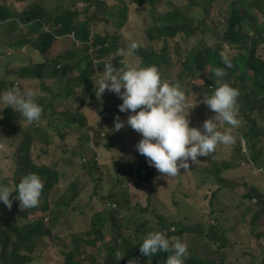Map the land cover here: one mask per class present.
<instances>
[{
	"label": "trees",
	"instance_id": "1",
	"mask_svg": "<svg viewBox=\"0 0 264 264\" xmlns=\"http://www.w3.org/2000/svg\"><path fill=\"white\" fill-rule=\"evenodd\" d=\"M198 1L201 7L199 6L196 11V20L183 18L178 23L164 26L153 24L146 28L142 26L143 21L147 18L145 15L148 16L152 9L151 14L156 17L154 10L160 0H81L82 7H87L84 9L85 18L77 27L74 24L75 17L71 12L79 8L76 5L78 3L76 0H36L29 3L27 9L20 15L15 14V5H25L27 0H0V77H2L0 92L20 83L22 89L28 88V81L33 74H37L36 71H31L30 66L22 67L18 74L11 75L9 73L7 68L15 64L13 58L8 56V48L12 45L30 46V51L36 54L39 59H47L45 55L51 51L56 41L65 35L76 32L77 38L84 42L76 54H62L50 60L56 68L55 72L53 70L54 75L59 76V78L57 77L59 94L57 96L51 94L50 101H38L43 108L39 124H37L38 122H28L12 108L3 107L1 108L4 109L3 111L0 109V144H8L11 147L10 150H13L12 155L4 157L12 161L14 165L13 187L29 173L38 174L44 181V189L37 207L22 209L20 202H16L9 208L0 203V207L10 209L0 214V264H33L43 259L44 255L49 258L47 264H92L88 259L92 253L79 246L84 242V239L78 238L76 233L74 236H67L66 234L75 232V229L69 225V230L61 219L68 214L71 206L83 193V189L78 184L83 178L95 176V172H97L95 167L98 166L100 159L94 149L90 148L92 153L86 154L83 153L86 145H77L79 139L84 143L89 137L87 129H82L85 126V118L79 113L72 115L68 110L69 106L65 107L59 102L82 95V97H87L88 93L93 99L96 87L94 80H98L102 75L104 63L111 62L113 58L123 61L127 57L121 52L122 49H127L124 40L133 38L140 31L144 32L146 36L142 41H139L140 48L132 54L133 57L136 56L141 61L137 66L156 65L164 79L179 82L188 95L192 85H199L202 88L201 97L203 100L210 96L217 87L216 80L218 78L215 76L214 69L225 68L223 58H229L232 66L226 68L227 74L223 79L224 82L240 90L238 98L240 124L249 127L248 137L251 141L255 139L264 141V126L260 124L261 121H264V23L257 26L255 22L253 29H250L248 34L243 32V24L249 20H256V9L260 8L259 1L264 0ZM101 5L107 9L103 18L110 24L117 17L113 15L114 11H118L119 18L116 19L117 31L115 33L112 31L103 32L100 30L101 28H94L97 23L100 25L101 22L96 15L97 11L99 12L98 6ZM160 6L163 5L160 4ZM105 8L100 11H104ZM164 15L166 16V14ZM151 21L153 22L154 19L152 18ZM10 27H14L18 33L15 42H12L10 37L17 34L11 32ZM24 29H27V35L23 38L19 34H22ZM122 33L125 36H121ZM199 37L202 40H199ZM69 41L72 42V39ZM177 43L180 44L181 49ZM66 47H69L68 43ZM3 56L7 60L1 58ZM111 63L115 67H120L117 62ZM180 66L183 71L176 77L173 75L174 71H170V69ZM207 70L208 75L205 74ZM104 107L102 101H98V107L94 106L97 110ZM206 109L213 112L207 105ZM106 111H109L108 106L101 111L105 120L98 121L94 125L111 121V117L104 116ZM258 115H260L259 119L256 118ZM252 116L255 117L251 118ZM72 126L76 127L80 133V137L77 139L73 134ZM89 126L93 127L92 124ZM6 138H9L10 141H6ZM17 139L18 141L15 142ZM56 145L63 151L61 159L75 166L78 171L77 178L62 194L58 191V187L64 180L61 168L48 161L39 160V162L38 157L34 154L35 149L39 146L45 148L50 156ZM113 146L112 138L107 142V147ZM249 152L255 161L259 155H264V150L257 153ZM133 165L138 167L135 170L136 174L139 173L140 182L138 185L142 186L144 182L152 179L153 173L143 170V162H134ZM228 166L226 161L220 164L216 163L214 165L215 172H220L218 174L220 175L223 169H227ZM150 167L154 172V167ZM104 179L103 176L101 180ZM110 179L115 183V190L106 192V196L102 197V199L109 200L108 206L112 207L114 201L120 202V200H123V203H129L138 215L142 226L165 232L169 238L179 237L184 240L185 235L191 233V229L185 221H181L182 219H177V221L167 219L170 213H166L165 207L160 201L155 202L156 197L153 191L150 192L146 200H143V203L138 196H136L135 202L133 198H131L132 202L129 199L127 201L121 193H118L121 188L117 181L113 176ZM105 181L99 184L95 197L105 189ZM1 182L7 185L9 181ZM225 182L232 185L233 190L239 188V196L243 199L260 198L258 208L264 214V195L257 187L252 185L250 188H243L240 183L230 179ZM218 188L220 187L218 186ZM15 195V192L12 193V196ZM138 210L140 211L138 212ZM14 213H16L15 216ZM206 213L209 217L218 219V225L208 224L213 226L210 233L215 235L209 236L200 226L193 227L199 233L204 232V239L207 237L212 241L207 243L208 251L203 254H200L202 252L200 245L191 248L188 245L186 264H225L216 261L214 256L223 249L221 242L216 241V236L219 234V230L225 234L223 232L225 228L215 210L211 209ZM112 215V211L106 212L104 209H98L92 219L89 231V234L92 233L95 237L87 242L89 245H97L99 241L105 240L103 231L107 224H112ZM125 215L126 218H130L128 214ZM99 218L102 222L100 223L101 229L98 230L97 220ZM79 219L82 220V216ZM165 220L169 221L168 225L165 224ZM241 222L243 221L241 220ZM124 232L126 233V230ZM263 234L264 230L258 231L257 238L264 237ZM42 236L44 240L40 238ZM134 236V233L125 236L127 243L122 246L124 250L146 261L145 264L147 262L164 264L169 253L161 252L151 258L145 257L141 254L139 247L145 236L144 233L142 232V237L136 244L133 243ZM251 238L254 240L253 237ZM223 245H226V242ZM119 264H125V261L121 259Z\"/></svg>",
	"mask_w": 264,
	"mask_h": 264
},
{
	"label": "rangeland",
	"instance_id": "2",
	"mask_svg": "<svg viewBox=\"0 0 264 264\" xmlns=\"http://www.w3.org/2000/svg\"><path fill=\"white\" fill-rule=\"evenodd\" d=\"M36 0H27V4H16L15 8V14L20 15L22 12H24L27 9V5L31 2H35ZM160 0L158 4L155 6L154 13L157 15L154 17L152 13V9H150L148 16L145 15L147 18L143 21L142 26H145L146 28H149L153 24L155 25H170L173 23L180 22L183 18L196 20L197 13L199 6L201 7V4L198 0ZM111 3V2H110ZM260 8L256 9V22L257 26L261 24V19L264 18V1H259ZM160 4L163 6L161 7ZM87 6L84 7V9ZM105 6L101 5L98 6V10L96 15L98 17V20H104L103 15L107 12V9L105 8V11H100L104 9ZM64 8L62 9V11ZM14 11V9H13ZM166 11V12H165ZM166 14V16L164 15ZM114 16H117L113 20V24L106 25V23H103L101 26L97 23L94 28H101L102 30H108L112 32H116V19L119 18V13L117 10L113 13ZM150 16V17H149ZM154 19L152 22L151 19ZM206 28V27H205ZM100 29V30H101ZM101 30V31H102ZM144 30V27H143ZM11 32H15L17 35L11 36L10 39L13 42L17 37L18 33L15 30L14 27H10ZM23 35H27V29H24L22 32ZM138 35H134L133 38L129 40H124L125 46L127 47L131 42L133 41H142L145 38V33L140 31L137 33ZM244 34H248V31H244ZM121 36H125L124 33L121 34ZM199 40H202L201 37H199ZM68 43L67 39L60 38V40H57L56 43L53 45L51 51L45 55L47 59H37V62L40 65H45L43 61L46 62L47 65H45V69L42 73L43 79H48L51 71L54 70L55 66L52 64L51 61L54 58L64 54V55H72L73 53L76 54L77 49H74V47L69 46L66 47V44ZM177 45L180 44L177 43ZM182 45V44H181ZM202 43L200 44L201 47ZM10 47L8 48L9 51ZM181 49V47H180ZM114 61V60H112ZM124 62L127 63H133V64H140L141 61L136 56L133 57V55L127 56L124 59ZM1 65V63H0ZM39 65V66H40ZM118 66H121V63L117 64ZM59 67V66H58ZM57 69L59 70V68ZM8 71L13 75L16 70H14L13 67H8ZM170 71H174L173 75L176 77L181 75L183 68L180 67H171ZM17 74V72L15 73ZM205 74L208 75V70L205 71ZM252 75V73H250ZM59 78V76H57ZM2 80V77H0V81ZM56 79H54L55 81ZM171 81L170 79H168ZM53 81V82H54ZM190 81V79H189ZM173 82V81H172ZM33 88L37 90V88L40 86V80L37 79L33 83ZM59 94V87L55 86L53 89L52 96H57ZM193 98H190V101L192 102L190 104V107L188 111H191L189 114V119L191 120L192 127H200L203 125L204 121L207 119L212 118L215 113L209 111L206 109V104L201 102L203 97L202 95V88L199 85H192L190 87V93ZM90 95L89 93L87 94ZM83 96V95H82ZM81 97H76L71 100L64 99L59 102V104H63L65 107H68V110L72 115H76L79 113L81 116L85 118V126L82 127V129H87V131H90L91 129H94L92 131L93 135L95 136V140L98 142L99 145L102 146V156H100V160L98 161V166L95 168L97 169V172H95V176L92 175L90 177H87L86 179L83 178L82 181L78 184L79 187L83 189V193L80 196V198H77L76 202L71 206L70 211L66 216L62 218V222L65 224H71L74 220H78L82 216V220L79 219L80 227L83 230L90 229L91 228V222L96 213L98 212V209H104L107 211H112L113 215L111 216L113 222L112 224H107L106 228L104 229L105 233V240L99 241L97 245L92 244L88 247V249L91 251L92 254L89 255L88 259L92 262V264H109L113 261L114 262V249L120 248L122 253H125L124 257L126 256V251L122 247L123 244H126L127 241L125 239L126 235H130L134 233L133 243L136 244L139 242V240L142 237V232L144 235H146L152 230L151 228H147L145 226H142L138 215L136 214L133 207L129 205V203H123V200H120V202H117L119 205V209H114L110 206H108L109 200L102 199L103 196H106V192L110 191L111 189L115 188V183L113 180L110 179V177L113 176L114 180L117 181V184L120 185L121 188V194L123 198H126L127 201H131V198H133L134 202L136 201V196L139 197V200L141 203H143V200H146L147 196H149L150 192L153 191L156 197V201L163 202V205L165 207L166 213H170L169 217L167 219H183L181 221L184 222V216H187V219L185 220V223L189 226L191 229V233H187L185 235L184 242L187 244L190 243L191 246L195 247L197 245H200V248L202 249V252L200 254H203L208 251V238L206 237L204 239V236L199 234L197 231L193 229L195 226L202 227L205 232L208 231L209 236H214L210 233V226L208 224H211L213 226L218 225V219L211 218L209 215H207L206 211L209 210H218L220 208H225L226 213L221 214V219L225 220L226 226H236L238 220H244L245 225L241 228L238 226V233L231 231L230 235L228 233L223 234L219 230V234L216 236L217 240L221 242V244H225L223 238L227 242L229 240V237L231 236L234 241L238 239V242L240 241H246V247L250 248L253 252H258L259 248L255 245H253V240L251 237L247 234L256 231V229L252 226L253 223H255L257 220V217L251 216L248 214V210L246 208H239L236 205L237 198V192L235 191H227V188H218L220 186L221 182L218 181L216 178H212V181H205V182H199L197 176H193L190 172V168L188 170L181 169V176H175V177H167L165 176V179L162 184L166 183V185L161 186V190L159 189L160 186L155 185V187H147L148 182H144L143 185H138L139 177L135 173L136 165H133L134 168H132V164L137 160H142L146 158L145 156L141 155L137 149H136V141H139L142 139V135L138 133L136 136L132 138V134H128V137L126 135V131H122L120 134H115L111 129L114 127V118L117 117L119 110V105L123 101H119L120 97L110 91H105V93L102 95L101 98H97L96 92L93 95V101L94 106L98 107V101H102L105 103L104 108H98L95 109L94 106L90 105L91 96H87L83 98V102L80 100ZM51 98L46 97L45 99L41 101H50ZM107 102H110L112 105L110 111H106L104 116L111 117L112 123L108 124L107 126H101L98 127H92L89 126L90 124L94 125L98 121L105 120L103 115H101V111L106 109ZM68 103V104H66ZM75 103V104H74ZM70 104V105H69ZM3 107H7L4 104H0V109ZM11 108V107H9ZM6 109V108H5ZM2 111L4 109H1ZM253 118V116L251 117ZM122 119L125 120V117H122ZM224 127H229L227 125H224ZM239 127L241 128V131L239 134H234L236 137H240L242 141H244V137L247 141H251L248 137L249 133V127L246 125L243 126L239 124ZM74 136L79 134L78 131L73 129ZM133 130V129H132ZM131 130V131H132ZM107 134V136L113 137L114 140V146L109 148L107 147L108 137L104 138L103 134ZM90 135V134H88ZM125 135V138L121 140V138ZM77 139V137H75ZM6 141H10L9 138L5 139ZM71 144V143H70ZM79 146L85 145L83 143V140L79 139L78 144ZM72 146V144H71ZM240 144H236L235 147H239ZM11 148L9 145L5 152L0 153V166H1V175L3 177L5 176H11L14 170V166L11 165V162L8 159H5V155H12L13 150L8 149ZM83 153L91 154L92 151L90 150V147L86 145V149H83ZM34 154L36 157H38V161H48L50 163H54L55 165L59 166L61 168V171L64 173V180L63 183L58 187V191L60 194H62L66 189L73 183V180L77 178L78 171L75 166L70 165L65 160L61 159L63 157V151L62 149L56 145L55 150L52 152L50 156H48V152L45 151V148L37 147L34 151ZM229 155L230 158L234 159V152H232V149L228 145H219L217 146L216 151L212 154H210L207 157H199L202 161V163H222L224 161L228 162L226 157ZM85 156V155H84ZM225 156V157H224ZM47 158H50L49 160ZM61 159V160H60ZM3 161V162H2ZM39 161V162H40ZM258 164L263 167L255 166L253 162L251 163H242L244 166L243 172L241 171L240 167L233 168L229 172H231V177L236 178L238 182H260L262 179H264V155H259ZM194 166V165H192ZM191 167V166H190ZM156 170V168L154 167ZM80 171V168H79ZM101 175L104 176V180H101ZM207 176H203V178H206ZM107 179V180H106ZM106 180V181H105ZM216 180V181H215ZM105 181V189L101 190L99 192V195L95 197L96 189L99 187V184ZM8 186H11L8 182ZM137 184V185H136ZM156 189V191H155ZM159 189V192H158ZM120 191V190H119ZM118 191V193H119ZM159 193V196H158ZM214 194V197H213ZM153 196V195H152ZM211 198V202H210ZM129 199V200H128ZM132 202V201H131ZM154 202V204H155ZM254 203L258 202V199L253 200ZM143 205V204H142ZM140 210H138L139 212ZM125 214H128L131 218H126ZM16 213H14V216ZM108 217V215H105ZM261 219V218H260ZM215 221V222H213ZM264 221V215L263 218L260 220L258 226H261ZM99 223L98 230L101 229L100 223L102 220L99 218L97 220ZM165 224L168 225L169 221L165 220ZM67 226V225H66ZM126 230V233L124 232ZM142 231V232H141ZM76 232L66 234L67 236H74ZM86 232L82 231L81 233L77 234L78 238H83L81 234H85ZM87 240L94 239V235L88 234ZM258 236L255 235L254 238H257ZM123 240V243L121 241ZM206 240V241H205ZM239 244V243H238ZM229 250H232V246L229 245ZM226 252V251H225ZM225 252L221 251L220 253L215 254L216 261L225 263L224 257ZM228 252V251H227ZM123 257V258H124ZM241 257V259H240ZM239 259L237 255L232 256L230 259L232 261L242 262L243 264H255L254 259L248 255V254H242L240 255ZM43 259L37 261L34 264H47L49 262V258L45 257V255L42 257ZM45 258V261H44ZM47 258V259H46ZM47 260V261H46ZM126 261V260H125ZM187 263V258L186 262ZM112 264V263H111Z\"/></svg>",
	"mask_w": 264,
	"mask_h": 264
},
{
	"label": "clouds",
	"instance_id": "3",
	"mask_svg": "<svg viewBox=\"0 0 264 264\" xmlns=\"http://www.w3.org/2000/svg\"><path fill=\"white\" fill-rule=\"evenodd\" d=\"M76 1L78 2L76 5H78L79 8L71 12H73L72 15L75 17L74 24H76L77 27L85 18V10L82 7L81 0ZM71 21L73 22L72 19ZM255 22L256 21L253 19L244 23V31L253 29ZM103 23H106L108 26L111 25L110 22L101 20L100 26ZM261 23H264V18L261 19ZM102 31L111 32L112 30ZM19 36L23 38L26 37V35L23 34H19ZM64 38L68 40V45L71 47L73 46L77 51L80 46L84 44L83 41L77 38L76 32L65 35L62 39ZM69 39H72V42H70ZM13 42H15V40ZM140 46L139 42L133 41L127 46L126 50L122 49L121 52L126 56H130L135 53ZM8 56L12 57L15 61L12 67L16 70L17 74L22 67L28 66L31 67V71L34 70L37 74H33L32 78L28 81V88L22 89L20 83L4 92H0V104L11 107L15 112L20 113L28 122H38L37 124H39L43 108L38 101L41 102V100L53 93V89L57 86V77L54 75L53 71H51L48 79L42 78V73L47 64L45 61H43L45 65H40L37 62L38 57L30 51V46L20 47L12 45L8 51ZM1 58L6 59L5 56ZM124 59L123 61H117L114 58L112 59L114 61L111 60V62L123 64V66L120 67H115L111 62L104 63L102 75L98 80H94L96 86L95 92L97 98H101L107 90L117 94L120 97L119 101H123L119 105L120 112L117 117L114 118V127L111 129L115 134L126 131L127 137L128 134H132V138L138 133L142 135V139L136 141V149L146 158L135 162H143V170L153 173L152 179L148 182L147 187H155V185L162 186L165 176H181V169L188 170L190 168V172L193 173L195 167L192 165H196L199 157H207L211 153L213 154L218 145H232L235 143L236 138L232 134V131L238 128L240 124L238 118V98L240 96V90L224 82L223 78L227 74L226 68L232 66L229 58H223L225 68L217 67L214 69L215 76L218 78L216 80L217 87L210 96L206 97L201 102L205 103L215 115L205 120L200 127L190 126L191 120L189 119V114L191 111H188V109L192 103L190 98H193V96L191 94L188 95L179 82H172L164 79L160 69L156 65L140 67L133 63L124 62ZM52 64L51 62V65ZM55 71L56 68H54V72ZM37 79L40 80V86L36 90L33 88V83ZM54 79L56 80L54 81ZM83 98L84 97L80 100L81 102H83ZM90 102L89 104H93V107L94 101L92 98ZM108 104L110 111L112 105L110 102H107V105ZM122 117H125V120L122 119ZM110 123H112V121L101 122L100 124L93 125V127H98L99 125L107 126ZM224 125L229 127H223ZM72 128L78 131L76 127L72 126ZM93 130L94 129L88 131L90 135L88 139L84 141V144L94 149L97 152V157L100 159V156H102V146L95 140V136L92 133ZM102 134L104 138L108 137L107 134ZM75 137H80V133L75 135ZM112 138L113 137L109 136L108 141L112 140ZM124 138L125 135H123L121 140ZM242 145H244V142ZM7 147L8 144H0V153L5 152ZM10 149L11 148H9L8 151ZM10 162L11 165L14 166L12 161ZM149 165L155 167L156 170L154 169L155 171L153 172V169H151ZM132 168H134L133 164ZM136 168L138 167L136 166ZM137 175L139 177V173ZM13 176L14 170L10 177H3L0 167V203H3L9 208L16 202H20L22 209L37 207L44 189V181L42 178L36 173H29L23 176L20 182L13 187ZM100 177L102 178L103 175ZM3 180L12 182L10 183L11 186H8L9 183L7 185L3 184L1 182ZM139 182L140 181H138V183ZM114 190L115 189H111L110 191L113 192ZM121 191L122 190H120L119 193H121ZM259 191L262 192L260 189ZM14 192L16 195L12 196ZM256 198L258 199V197ZM111 206L119 209L117 202L113 203ZM9 210L10 209L0 207V214ZM66 225L69 230V225H72L76 234L82 231L86 232L85 234H81L84 236V242L79 246L91 253L88 249L90 245L87 243L91 240H87V235L90 233L89 231L91 228L83 230L80 227L79 219ZM40 238L44 240L43 236ZM139 247L141 254L149 258L161 252L169 253L164 264H185L188 256V244L186 242L182 241L179 237L169 238L167 234L162 231L148 232L143 237V241ZM125 251L126 256L124 257L125 253H122L119 247L115 248L114 262H108L119 264V261L123 259L124 261L126 260L125 264H145L146 261L137 258V256L133 253L131 254L127 250ZM146 264H150V262Z\"/></svg>",
	"mask_w": 264,
	"mask_h": 264
},
{
	"label": "crops",
	"instance_id": "4",
	"mask_svg": "<svg viewBox=\"0 0 264 264\" xmlns=\"http://www.w3.org/2000/svg\"><path fill=\"white\" fill-rule=\"evenodd\" d=\"M254 117L255 116H253V118ZM259 117H260V115L256 116V118H258V119H259ZM260 124H262L264 126V121L263 122L261 121ZM240 131L241 130H240L239 127L235 128V129H233L232 134L233 135L234 134H239ZM235 138H236L235 143L232 144V145H228L230 147V149H232V152H234V159L230 158L229 155L226 157V159L228 161V165H229L227 169L224 168L223 171L221 172V174L218 175L220 172L219 173L215 172V167H214L215 164L214 163L204 164L199 159L197 161L196 165H194L195 168H194V171H193L192 175L199 177L198 178V183L199 182H205V181H212L211 179L214 177V178L218 179L219 182H221V184L219 186L220 189L225 187V188H227V191H235V192H237V198H238L236 200L237 207L246 208L248 210V214L249 215L257 217L258 221H256L255 223L252 224V226L256 229V231L255 232L252 231V232L247 234V238H248V236L254 238V236L256 234L258 235V231H260V230L262 231L263 230V228L261 227L262 225L258 226V224L260 222V218H262L263 215H264V214H262V211L258 208V206H259L258 202L254 203L253 200H252L253 198L243 199L242 197L239 196L240 195L239 188L236 189V190H233L232 189V185L226 183L225 181H227L228 179L234 180L237 183H240L243 188H250L253 185V186L259 188L262 191V194L264 195V179H262L258 183L253 181L254 179L251 182H249V183H247V182H238L236 178H232L231 177L232 173L229 172L230 170H232L233 168H236V167H240L242 173L245 172V171H243L244 166L242 165V163H245V162L246 163L253 162V164L255 166L263 167V166H260L257 161L253 160V158L251 156V152H249V151H255V153H257V152H260L261 150H264V141L259 140V139H257V140L255 139L253 141L248 142L245 139V137L243 138L244 141H242L240 137H236L235 136ZM17 141H18V139H17ZM243 142H244V145H242ZM236 144H240V146L239 147H235ZM257 160H258V157H257ZM203 176H207V177L203 178ZM163 185H166V183H164ZM159 189L161 190V186L159 187ZM159 189H158V192H159ZM263 199H264V197H263ZM259 200H260V198H259ZM160 202H161V200H160ZM162 204H163V202H162ZM221 209H225V208L222 207V208H220L218 210H215V212L217 213V217L222 221L223 227L226 229V231H225V229L222 228L223 232L225 234L228 233L229 235H230L231 231H233L234 233L235 232L238 233V226H239V228L243 227L245 225V221L243 220V222H241L240 220H238L236 226H233V225L226 226L225 225L226 221L221 219V214L222 213H226L227 211L226 210H221ZM260 215H261V217H260ZM183 218H184V221H185L187 219V216H184ZM172 221H177V219L176 218H172ZM212 227L213 226H210V229H212ZM202 230H203V228H202ZM204 232H205V230H204ZM204 232H202V233L198 232V233L203 236ZM207 233H208V231L206 232V234ZM222 237H223V234H222ZM223 240H224V242H226L224 238H223ZM208 241L210 242L212 240L208 239ZM216 241H218V240L216 239ZM252 244L259 248L258 252L251 251V249H250L251 247L250 248H248V247L245 248L246 241H243V242L240 243V241L238 242V239L236 241H234L232 239V237L230 236L229 240H227V242H226V245H222L223 249L220 250V252L221 251H223V252L226 251L225 252V257H224L225 264H243L242 262H238V260L237 261H232L230 259L232 256H235V255H237V257L239 259L240 255H242L243 253L250 255L254 259L255 264H263V259H264V237L262 236L260 238H254ZM188 245H189V248L193 247V246L190 245V243ZM229 245H231L233 247L232 250H229V248H228ZM240 259H241V257H240Z\"/></svg>",
	"mask_w": 264,
	"mask_h": 264
},
{
	"label": "built area",
	"instance_id": "5",
	"mask_svg": "<svg viewBox=\"0 0 264 264\" xmlns=\"http://www.w3.org/2000/svg\"><path fill=\"white\" fill-rule=\"evenodd\" d=\"M256 200V199H255ZM213 222H215V221H213ZM216 223V222H215Z\"/></svg>",
	"mask_w": 264,
	"mask_h": 264
}]
</instances>
